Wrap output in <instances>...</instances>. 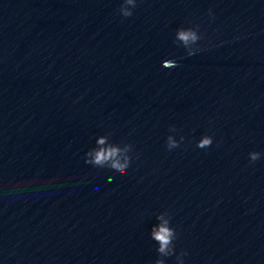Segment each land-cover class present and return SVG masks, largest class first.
I'll return each mask as SVG.
<instances>
[{
	"label": "clouds",
	"instance_id": "clouds-1",
	"mask_svg": "<svg viewBox=\"0 0 264 264\" xmlns=\"http://www.w3.org/2000/svg\"><path fill=\"white\" fill-rule=\"evenodd\" d=\"M137 0H123L119 13L122 17L128 18L133 15V9L136 7ZM211 9L209 15H211ZM202 39L199 32V26L195 27H181L177 29L175 40L186 49L187 55L191 56L196 51H199L198 43ZM195 46V47H194ZM177 66L173 59H166L162 61L161 67L171 69ZM171 132H176L175 127L170 129ZM185 137L180 136L177 140L173 135H168L166 138V148L168 151L181 147ZM213 144V137L210 135H203L196 143L199 149L210 148ZM133 152V145L131 143H113L109 135H101L96 138V146L85 153V163L96 168H108L121 175L133 169V166H138L139 160L133 159L131 153ZM260 152H250V163H254L261 158ZM158 221L150 231V238L158 245L157 253L159 258L155 260V264H165V257L176 255L175 241L178 238L176 229L171 226V217L167 212L160 213L156 216ZM186 252H181L176 255L177 264H183V257Z\"/></svg>",
	"mask_w": 264,
	"mask_h": 264
}]
</instances>
